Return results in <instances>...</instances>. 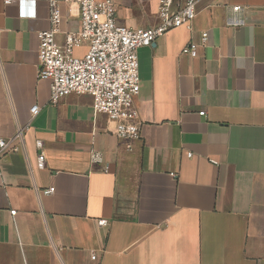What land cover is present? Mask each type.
<instances>
[{"label":"crops","instance_id":"1","mask_svg":"<svg viewBox=\"0 0 264 264\" xmlns=\"http://www.w3.org/2000/svg\"><path fill=\"white\" fill-rule=\"evenodd\" d=\"M78 1L59 0L61 46L81 30ZM115 1L119 24L159 23V0ZM31 8L0 0V138L30 124L0 157V264H264V0H199L193 31L139 48L130 150L89 94L51 102L38 78L51 0Z\"/></svg>","mask_w":264,"mask_h":264},{"label":"built area","instance_id":"2","mask_svg":"<svg viewBox=\"0 0 264 264\" xmlns=\"http://www.w3.org/2000/svg\"><path fill=\"white\" fill-rule=\"evenodd\" d=\"M12 0H5L10 3ZM31 2L28 17L36 16V0H18L23 9ZM69 1V0H65ZM199 0H159V23L148 28H132L117 21L115 0H79L81 30L69 31L65 35V45L56 40L61 31V12L59 0H51V22L49 30L38 33L39 37V79L51 80V102L57 104L63 97L75 94H89L93 98L94 110L104 113L114 123L113 133L128 142L140 138V126L135 122L139 113L135 99L140 92L138 50L152 45L155 40L171 29L185 27L194 30L198 14ZM242 6H234L228 23L234 26L244 24L240 16ZM209 33H202L203 43H207ZM87 43L88 49L83 56H77L75 49ZM198 44L191 42L183 49L184 54L193 57L198 54ZM40 111L35 104L31 108L32 118ZM205 112H200L203 115ZM30 124L19 126L9 140L0 138V157L10 150H18L16 141H24V133ZM40 149L37 158L39 168L46 166V156L42 142L37 141ZM188 155H191L189 153ZM55 191L54 187L44 190L45 194ZM15 215L16 210H11ZM106 223V220H102ZM92 258H96L93 252Z\"/></svg>","mask_w":264,"mask_h":264}]
</instances>
